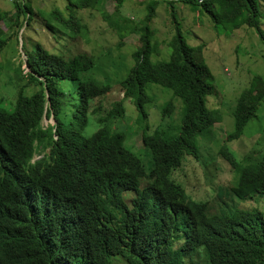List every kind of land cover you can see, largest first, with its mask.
I'll return each instance as SVG.
<instances>
[{"label":"trees","instance_id":"obj_1","mask_svg":"<svg viewBox=\"0 0 264 264\" xmlns=\"http://www.w3.org/2000/svg\"><path fill=\"white\" fill-rule=\"evenodd\" d=\"M115 1L119 18L108 12L109 0H65L67 16L58 7L45 15L30 0H13L10 13L0 8V53L15 38L26 56V72L17 73L15 79V97L0 99V103L8 100L13 104L11 110L0 104V147L9 139L15 143L14 134L21 129L25 130L26 145L51 146L39 167L61 178L69 220V238L56 227L46 230L48 237L44 238V229L37 234L32 220L11 219L13 213L9 214L4 226L16 230L0 240L17 252L0 248V264H114L117 259L127 264H194L189 259L198 250L207 264H264V215L256 208L235 212V205L228 213L208 216L195 207L182 233L154 230L161 210L155 193L166 192V212L173 220L177 208L170 205L187 200L183 184L188 182L189 171L202 188L198 170L189 167L193 162L202 163L199 137H210L220 119L217 110L207 105V97L218 93L215 75L202 48L187 41L177 7L183 4L207 13L219 32L253 28L264 42V0H145L146 14L140 22L121 15L126 0ZM161 3L168 6L175 34L169 42L171 58L154 62L158 43L151 22ZM82 10L99 12L121 39L143 35V47L132 53L135 63L115 85L88 74L97 65L91 54L78 52L67 57L54 53L42 39L29 34L38 25L52 34L55 42L64 29L75 40L88 30ZM151 83L172 90L182 108L180 123L173 126L178 130L174 135L165 133L166 126L176 125L172 117L177 104L172 97L162 108L161 123L153 132L146 123L142 132L146 160L127 145L126 129L115 125V119L126 117L124 103L132 102L148 121ZM263 101L264 75L256 74L237 100L234 131L218 151L234 173L230 193L241 203L253 202L255 196L264 198V151L260 159L248 155L240 160L228 142L244 134ZM52 115L57 124L45 128L44 117ZM91 121L95 122L93 131L88 130ZM207 174L210 172L205 170ZM126 193L137 197L127 199ZM82 211L84 220L80 221Z\"/></svg>","mask_w":264,"mask_h":264},{"label":"rangeland","instance_id":"obj_2","mask_svg":"<svg viewBox=\"0 0 264 264\" xmlns=\"http://www.w3.org/2000/svg\"><path fill=\"white\" fill-rule=\"evenodd\" d=\"M32 5L49 15L56 7L60 9L64 16L69 14L66 8L65 0H30ZM145 0H126L120 7L121 15L129 17L134 22H140L146 14ZM13 0H0V8L3 11L12 12ZM115 0H109L106 7L109 13H114L116 17ZM178 16L183 24L184 34L187 41L193 46H200L206 63L215 75V83L218 93L211 94L207 97V105L212 110H217L220 119L213 126V132L210 137L204 139L199 137L201 145V160L193 162L189 169L198 170V176L203 175L205 170L210 172L209 176L218 183L229 186L230 181L234 179V173L229 171L228 164L220 158L218 151L223 142L226 141L229 132L234 131L235 120L233 111L237 100L243 90L248 86L252 77L256 74L264 75V42L260 39L253 28H241L235 31L219 32L216 30L211 17L207 14H201L191 7L179 4L177 7ZM264 13V6L262 7ZM81 15L83 23L88 30L80 36L71 40L64 29L57 37L55 42L53 35L35 25L34 32H29L34 37L42 39L51 50L64 56H70L78 52H87L95 57L96 68L91 69L88 74L97 78L103 83H115L125 78L129 69L135 63L132 53L136 49L143 47L142 34H130L123 39L120 38L116 30L112 29L108 22L97 11L82 10ZM120 15V16H121ZM4 25V22H1ZM151 26L156 32L155 40L158 43V51L152 55L154 62L169 60L172 55L170 40L175 34L174 23L169 12L168 6L161 3L157 8V16L152 20ZM264 28V18L262 19ZM6 30L7 28L4 27ZM123 42V44H119ZM79 50V51H78ZM26 56L21 49V43L15 38L11 39L6 47L0 53V99L5 97H15V79L18 80L17 73L26 72L23 61ZM18 76V77H17ZM148 92L153 97L147 104L149 119L146 121L139 110L131 102L124 103L126 108V117L115 119V125L123 126L126 130V143L134 151L138 152L142 159L147 160V151L142 144V132L146 125L149 124V132H153L161 123V110L165 104L174 98L177 104V110L173 112V120L176 125L165 127V133L174 135L178 130L174 127L180 121L179 113L182 108L181 100L173 96L172 90L166 89L158 84H148ZM66 100H69V95ZM1 105L13 108V104L5 100ZM181 105V106H180ZM110 117L106 118L109 119ZM68 121L69 119H65ZM46 123L53 124L52 118ZM95 122L91 121L88 127L89 131L95 129ZM174 126V127H173ZM230 149L235 153L238 159L248 155L260 159L264 151V101L262 102L258 116L252 119L245 127L244 134L235 140L228 142ZM143 148V149H142ZM146 168L149 167L148 161L144 162ZM207 164V167L202 166ZM203 172V173H201ZM191 172H188L189 192L193 194V178ZM237 178V177H236ZM233 206L240 204L235 212L239 209H259L264 215V198L254 197L253 202L241 203V200L231 196ZM194 264H207V259L201 250L193 254L189 259ZM115 264H127L124 260L119 259Z\"/></svg>","mask_w":264,"mask_h":264},{"label":"clouds","instance_id":"obj_3","mask_svg":"<svg viewBox=\"0 0 264 264\" xmlns=\"http://www.w3.org/2000/svg\"><path fill=\"white\" fill-rule=\"evenodd\" d=\"M50 118L54 123L45 125ZM42 124L45 128L55 126L57 120L53 115L45 116ZM24 133V129L17 131L13 137L15 143H11L9 139L7 145L0 147V238L2 240L7 232L16 230L15 226H4L7 216L12 213L9 216L11 219L19 220L22 217L23 220H32L37 234L43 228L44 238L48 237L46 230L51 227H56L63 236L69 238L63 182L58 175L39 167V162L51 153V146L41 148L36 142L33 146L26 145L25 141L28 140ZM54 137L58 140L57 134ZM198 180L202 188L193 179V194L189 192L187 182L183 184L187 200L182 204L176 200L171 203L170 206L177 208V217L173 220L166 212V192L162 190L154 194L161 206L160 219L154 224L157 233L168 230H178L182 233L183 226L191 222L195 207L202 209L208 216L225 214L234 209L229 186L218 183L205 173L198 176ZM125 196L127 199L137 197L134 193H126ZM78 218L80 221L84 220L83 211L78 214ZM1 240L0 248L12 254L17 252L3 241L6 244L4 246Z\"/></svg>","mask_w":264,"mask_h":264}]
</instances>
